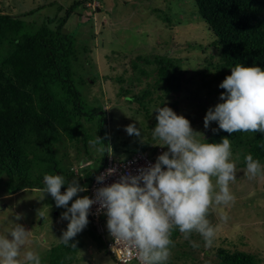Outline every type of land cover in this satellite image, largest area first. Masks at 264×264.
Instances as JSON below:
<instances>
[{"label": "rangeland", "instance_id": "374dc122", "mask_svg": "<svg viewBox=\"0 0 264 264\" xmlns=\"http://www.w3.org/2000/svg\"><path fill=\"white\" fill-rule=\"evenodd\" d=\"M71 1L0 0V12L20 16L27 29H31L46 18L63 15V9L57 12L58 4L65 7ZM30 10L31 13L23 15ZM62 30L75 39L77 55L72 63L75 87L86 107L104 110L107 151L124 157L137 144L146 145L147 150L143 152L147 155L159 147L152 139L157 107H170L186 117L193 130L202 133L197 137L201 141L208 142L214 135L215 122L205 129L203 118L210 107L221 102L219 96L224 90L219 84L231 70L222 65L211 44L213 36L197 14L193 0H86L68 16ZM136 56L140 59H135ZM156 56L172 58L178 67V88L167 95L155 81L152 58ZM133 60L135 67L131 66ZM143 90L149 92L143 99L146 111L125 98L139 95ZM95 122L96 118L82 120L83 127L75 142L64 139L57 144L56 156L72 176L77 174L83 178L87 171L96 172L98 168L103 152L88 143L96 137ZM133 123L141 130L142 140L125 131ZM260 163L264 166V161ZM244 169L236 166V180L230 184L234 202L209 212L208 219L216 229L212 246L205 247L203 239L193 233L190 239L199 245L194 248L177 230L179 236L177 240L172 239L174 247L167 264H225L215 256L218 248L243 252L252 256L256 264H264V178L250 180ZM86 182L84 187L88 186ZM3 192L0 190V194ZM85 195V192L79 193V196ZM64 211L50 195L43 197L41 189L26 188L2 195L0 234L16 223L23 225L31 231V243L27 247L42 256L50 245L61 243L59 238L68 223L61 219ZM102 227L105 234L103 223ZM90 233L95 235L89 222L72 239L79 243L71 264H117L103 253ZM128 264L138 263L132 260Z\"/></svg>", "mask_w": 264, "mask_h": 264}, {"label": "trees", "instance_id": "16d2710c", "mask_svg": "<svg viewBox=\"0 0 264 264\" xmlns=\"http://www.w3.org/2000/svg\"><path fill=\"white\" fill-rule=\"evenodd\" d=\"M85 2L72 0L65 7L58 4L57 12L63 9V15L46 18L31 29H27L20 16L0 12V190L4 191L0 196L26 188L42 189L46 173L60 174L66 181L79 180L81 186L86 181L89 184L94 171H87L83 178L77 174L72 176L56 156L57 144L61 140H77L84 119L92 121L96 118V136L102 138L103 147L107 150L104 110L86 107L75 87L72 71L77 55L75 39L62 30L68 16ZM193 3L213 36L211 44L224 67L231 70L240 63L264 69V0H193ZM50 23L54 25L50 27ZM135 59L140 58L136 56ZM152 60L155 81L160 83L164 94L177 90L178 67L174 60L167 56H156ZM131 66H136L135 60ZM148 93L143 90L139 95L125 98L146 111L143 99ZM223 137L231 141L237 167H246L244 157L249 153L254 159L264 161V134L236 132L230 136L219 130L207 141H221ZM82 142L85 143V139ZM145 147V144H137L129 154L143 152L147 150ZM66 188L67 184L61 190ZM91 226L95 235H90L103 253L108 254L104 236L93 224ZM177 230L173 231L171 239L179 236ZM69 243L75 247L63 243L50 245L41 256L42 264L73 263V253L79 242L70 240ZM215 256L225 264H256L252 256L237 250L218 248Z\"/></svg>", "mask_w": 264, "mask_h": 264}, {"label": "clouds", "instance_id": "9594fccd", "mask_svg": "<svg viewBox=\"0 0 264 264\" xmlns=\"http://www.w3.org/2000/svg\"><path fill=\"white\" fill-rule=\"evenodd\" d=\"M219 88L224 90L219 96L221 102L207 110L204 128L215 122L218 128L212 129L214 133L222 130L230 136L236 132L264 134V69L238 63ZM154 111L157 123L152 139L157 141L155 146L167 150L157 156L154 164L139 168L138 174L126 173L96 188L92 198L79 196L88 190L79 180L66 181L60 174H44L43 197L50 195L57 207L66 209L61 219L68 223L59 238L65 246L75 247L69 241L91 223L88 217L93 205L98 214L106 216L111 238L131 247L139 264H167L174 247L171 236L177 229L194 248L199 245L190 239L193 233L203 239L205 247L212 246L216 229L208 219L209 212L235 199L230 190L236 180L231 141L228 137L219 143L201 141L197 137L202 133L194 131L183 115L167 106ZM125 131L142 140L135 123L127 125ZM88 143L97 151H105L98 136ZM244 162L250 180L264 178V166L252 154L245 155ZM114 172L109 169L98 176L97 183L103 184L105 175ZM65 184L67 188L62 192ZM40 215L43 217V213ZM30 237L31 231L18 223L0 234V264H42L41 256L27 247Z\"/></svg>", "mask_w": 264, "mask_h": 264}, {"label": "built area", "instance_id": "2783aa9c", "mask_svg": "<svg viewBox=\"0 0 264 264\" xmlns=\"http://www.w3.org/2000/svg\"><path fill=\"white\" fill-rule=\"evenodd\" d=\"M161 148L156 147L151 156L146 155L143 152L135 151L128 154L124 157H116L112 153L106 150V153L103 157L101 165L98 167L95 172L94 177L89 182L86 187L88 190L85 192L90 198L94 197L95 189L104 185L111 184L117 181L121 175L126 173H131L132 175L138 174V169L141 167H146L150 164L156 162V158L161 153ZM109 169H114V174L105 175L103 184L97 183V177L102 174H106ZM97 206L93 205L91 213L89 215V220L94 225L98 233L104 236L105 238V250L107 253L112 256L118 263L126 264L134 260L139 264L138 257L136 256L134 250L127 246L123 245L118 241H114L109 235L106 227V216L103 213H97ZM102 219V220H101ZM102 223L105 226V234H103Z\"/></svg>", "mask_w": 264, "mask_h": 264}, {"label": "crops", "instance_id": "0c3cea01", "mask_svg": "<svg viewBox=\"0 0 264 264\" xmlns=\"http://www.w3.org/2000/svg\"><path fill=\"white\" fill-rule=\"evenodd\" d=\"M105 152H106V151H105ZM109 152H110V151H109ZM110 153H111V152H110ZM116 156H118V155H116ZM174 239L177 240L178 238H177V237H174ZM200 255H201V254H200ZM130 262H131V261H130ZM130 262H129V263H130ZM135 262H136V261H135Z\"/></svg>", "mask_w": 264, "mask_h": 264}, {"label": "water", "instance_id": "95a60500", "mask_svg": "<svg viewBox=\"0 0 264 264\" xmlns=\"http://www.w3.org/2000/svg\"><path fill=\"white\" fill-rule=\"evenodd\" d=\"M153 151H154V149H153Z\"/></svg>", "mask_w": 264, "mask_h": 264}]
</instances>
